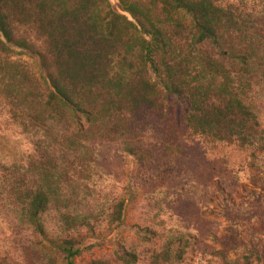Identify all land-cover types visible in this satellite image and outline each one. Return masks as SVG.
<instances>
[{
	"label": "trees",
	"instance_id": "obj_1",
	"mask_svg": "<svg viewBox=\"0 0 264 264\" xmlns=\"http://www.w3.org/2000/svg\"><path fill=\"white\" fill-rule=\"evenodd\" d=\"M118 2L120 13L107 0H0V50H27L15 39L16 26L34 25L48 41L56 70L48 79L46 108L70 115L63 123L67 132L53 142L58 151L40 142L37 158L26 169H6L5 178L14 180L23 217L68 264L79 256L81 240L48 239L42 219L51 208L79 207L73 176L79 162L87 163L82 154H89L91 144L121 143L136 156L141 150L132 144L135 128L152 116H170L175 132L208 145L264 149L257 115L247 103L264 76V21L215 0ZM123 212L121 203L113 221L120 222ZM60 217L66 234L90 227L86 217ZM169 244L155 264L183 259L185 252L174 254ZM250 256L226 264H253ZM117 258L138 262L124 246Z\"/></svg>",
	"mask_w": 264,
	"mask_h": 264
},
{
	"label": "rangeland",
	"instance_id": "obj_2",
	"mask_svg": "<svg viewBox=\"0 0 264 264\" xmlns=\"http://www.w3.org/2000/svg\"><path fill=\"white\" fill-rule=\"evenodd\" d=\"M120 13L118 0H107ZM147 4V0H131ZM264 21V0H215ZM190 20L186 19V25ZM15 39L27 50H0V264H68L23 217L5 178L13 166L26 169L36 146L67 132L70 115L46 108L49 78L56 76L48 41L34 25L16 26ZM258 66L252 67L254 72ZM264 70V66L262 67ZM247 103L258 118L264 144V76ZM134 130L136 156L121 143H93L86 164L74 174L78 208L51 210L43 217L47 237L81 240L74 264H123L119 247L155 264L169 243L183 259L171 264H226L250 256L264 264V149L208 145L175 132L170 116H152ZM123 218L113 221L117 206ZM86 217L90 227L66 234L61 215Z\"/></svg>",
	"mask_w": 264,
	"mask_h": 264
}]
</instances>
